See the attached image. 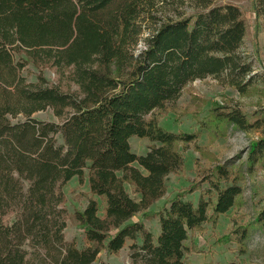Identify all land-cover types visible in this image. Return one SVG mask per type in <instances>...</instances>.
<instances>
[{"label":"trees","instance_id":"trees-1","mask_svg":"<svg viewBox=\"0 0 264 264\" xmlns=\"http://www.w3.org/2000/svg\"><path fill=\"white\" fill-rule=\"evenodd\" d=\"M163 1L0 0V264H94L127 241L133 264H188L190 233L236 205L239 178L219 166L155 214L157 238L133 221L166 195L169 175L183 166L179 145L196 139L163 128L155 111L196 80L223 77L246 93L259 78L241 51L247 24L238 6L187 0L192 12L164 19L157 15ZM251 1L264 24V0ZM30 65L41 71L36 82L23 75ZM45 67L55 70L58 83L45 77ZM46 111L56 121L35 117ZM207 123L248 132L258 122L219 107ZM132 137L154 145L137 155ZM261 158L264 138L252 142L248 171ZM73 178H87L104 202L103 216L96 199L74 214L89 242L83 249L64 235L61 188ZM197 191L196 203L186 199ZM248 233L240 232L241 244Z\"/></svg>","mask_w":264,"mask_h":264},{"label":"rangeland","instance_id":"rangeland-1","mask_svg":"<svg viewBox=\"0 0 264 264\" xmlns=\"http://www.w3.org/2000/svg\"><path fill=\"white\" fill-rule=\"evenodd\" d=\"M219 3H232L241 9L247 24V35L241 51L252 60L254 73L259 78L246 93H240L229 86L223 77L209 76L196 80L185 86L175 103L155 111L154 116L163 128L173 133L195 134L196 139L179 145L184 158L183 166L169 175L166 195L145 212L137 214L133 221H142L157 238L160 229L157 213L168 207L177 193L199 184L219 166H228L238 176L242 194L227 213L190 233L185 261L188 264H264V159H259L251 172L246 165L252 142L264 138V24L254 16L251 0H219ZM193 9L187 0H168L158 4L157 15L165 19L192 12ZM150 32L151 29H145L142 40ZM143 42L138 49L143 48ZM42 71L49 81L59 82L54 69L45 67ZM39 72V69L30 65L23 75L28 81L36 82ZM219 107L237 108L252 124L258 123L248 132L231 125L227 129L224 125L215 127L207 121L211 112ZM35 117L56 121L49 111L36 114ZM130 145L134 153L144 155L154 143L148 138L132 137ZM241 163L244 165L240 173L236 167ZM126 190L132 198H139L133 186L126 184ZM61 191L64 195L62 206L67 211L65 240L74 241L80 249L86 248L89 242L74 214L83 211L90 199H96L100 205V215L103 216L104 202L100 197L92 195L87 178L84 182L73 178ZM199 196L200 192L197 191L186 199L196 203ZM244 229H248L249 233L241 244L239 236ZM132 244L127 241L118 254L101 252L94 264H133Z\"/></svg>","mask_w":264,"mask_h":264}]
</instances>
